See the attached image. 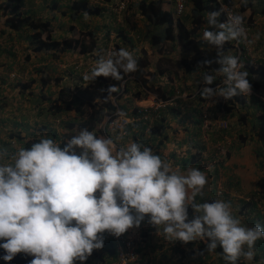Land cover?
<instances>
[{
	"label": "clouds",
	"instance_id": "clouds-1",
	"mask_svg": "<svg viewBox=\"0 0 264 264\" xmlns=\"http://www.w3.org/2000/svg\"><path fill=\"white\" fill-rule=\"evenodd\" d=\"M90 1L103 8L101 14L109 9L115 19L116 17L120 18L121 12L127 10L132 0ZM121 1H124L125 8L117 11V5ZM213 1L218 4L219 11L203 12L201 27L198 31L201 33L202 39L215 48L214 62L220 65L216 71L223 77L216 81L215 75L202 74L199 68L210 65L213 61L198 62V70L195 71L198 73L197 86L194 88H198L201 95L197 97V102L201 103L199 121L216 134H214L215 139L210 142L213 150L211 153H207V159H202L199 151H195L193 154L198 160L206 161L207 164L202 163L201 160L202 167L207 165L206 167L211 172L215 192L218 195H227L226 181L222 179L221 172H214V169L221 167L224 155L229 154V150L222 144L225 138L229 136L227 130L232 122L229 116L235 115V111L226 114L224 112V118L213 119V117L218 116L224 110L217 106V103L222 102L223 99L227 101L236 95L243 94L250 97L254 94L264 100L263 96L252 91L248 71L241 70L244 63L241 64L239 57L233 56L235 53L234 40L246 39L244 23L249 25V36L252 31L257 34L258 30L260 31L261 26L257 22V16L260 17L261 15L260 11L264 8V0L256 1H259L263 6L260 10L254 8L253 4L255 3L253 1L241 0L239 2L233 0V4H227L224 0ZM172 3V10L167 11L171 12L174 19L185 17L189 5L191 12L192 3L190 0L187 1L183 13L179 16L174 13V0ZM242 3L249 4V7L242 10ZM102 4H106L105 8ZM112 4L115 5L111 6ZM221 4L230 7L235 5L237 15H231L227 19ZM136 10L138 11L137 8ZM52 11L54 9L50 12ZM220 14L223 15V20L219 18ZM248 15L254 20L249 22L250 17ZM84 16L90 15L84 13L76 20L67 16V19L72 21V24L67 27L68 31L66 30V32L71 31L70 37L62 39L61 35L59 37L54 35L53 27H51L53 20L51 21L50 15L49 18L46 16L44 19L50 22L52 36L54 35L53 37L57 40L84 38L88 43L87 36H80L82 35L80 31L87 27L81 21ZM115 25L117 26V24ZM1 27L7 31H13L4 25V21ZM72 28L75 31H72ZM16 33H18V38H22L21 34L24 37V32ZM154 33H159V31ZM135 37L138 44L140 34ZM256 39H259V35ZM25 42L27 43V50L37 51L29 45L28 41L25 40ZM98 42L99 39L96 41V47L90 52L72 51L79 55V58L72 62L74 70L78 72L76 75L78 84L82 82L83 85H86L88 82H95L101 76L119 81L123 79L121 70L125 74L137 70V62L128 50L121 48L106 54V50L109 48L107 43L105 46L98 47ZM227 42H230L231 47L224 52V45ZM154 45H158V43ZM94 51L101 55L100 58L89 72L81 76V67L92 60H96ZM140 51L142 52V50ZM136 54L139 55L140 52H136ZM28 55L30 56L27 53L26 57ZM253 55L252 52L251 56ZM251 56L249 57L251 58ZM262 59L264 62V58ZM77 63L82 65L77 68ZM191 74L184 75L185 78H181L182 82L184 83L189 79ZM11 75L15 76L14 73ZM165 75L166 72L163 71L162 78ZM126 81L127 76L120 85L124 86L122 94L130 91L132 93L130 100L135 97L147 101L137 104L149 103L150 97L137 92L138 85L126 86ZM130 81L139 83V86H144L134 74ZM214 81L216 82L214 83ZM222 82V85L210 87ZM184 85L185 83L182 86H176V84L175 86H166L165 84L145 86L162 100L175 97L174 101L178 104L177 106L168 105L159 111V117L151 125V128L162 123L164 131L153 141L149 130L148 140L152 149L137 142L135 136L133 138L128 136L127 139L130 140V143L127 144L125 138V145L120 146L113 154V139L97 137L96 133L93 132L98 124L92 131L87 128L80 129L78 135L69 139L63 147L57 143L59 138L57 142L52 138H42L39 142L32 143L30 148H23L19 144L20 148L10 156L12 163H0V248L5 253L2 259L11 261L16 255H19L26 259V264H102L114 259L116 255L115 250L110 247L107 232L116 237L126 232L128 236L137 240L136 250L142 255V259L136 264H154L141 249L143 239L139 236H132L127 231L133 226L139 227L147 216L148 222L157 228L158 234L160 235L162 232L168 241L179 240L184 243L197 240L207 241L206 247L209 252L215 251L217 247L222 249V258L226 264H238L242 257L247 261L254 260L256 242L264 239V226L260 225L261 221L252 227L249 224L250 222L255 223V216L251 212L250 206L252 203H256L257 207L258 201H254L257 198L255 199L253 196L243 198L242 203L239 204L237 213L245 218L246 226H244L238 218L233 216L230 202L224 200L196 202L197 196L203 197V190L207 184V177L204 172L194 167L188 168L183 174L174 171L172 166L163 160L159 154L167 138L162 145H158V140L164 135L167 137L166 128L172 124V122L171 124L168 122L172 118L169 113H174L175 117L180 116L183 120L181 129L185 130L186 127L183 126L188 124L186 114L191 107L187 105L186 100L191 98L193 91L188 92ZM117 87L119 86L111 84L106 89L100 88L98 91L107 92L105 97L107 99L113 93H115L114 95L117 94L119 90ZM158 87L166 92V98L158 95ZM133 88L135 90H132ZM31 90H33L32 87ZM176 90L179 91L178 96L175 94ZM122 94H118L117 97ZM130 100L129 103L132 106ZM207 100L212 102L206 103ZM118 104L123 107L119 101ZM205 105H207L205 107L206 118L203 116ZM47 107L45 111L50 115H57L60 112L50 113ZM236 109L238 110L237 106ZM193 112L197 115L196 111ZM257 113L259 112L257 111L255 114ZM222 120L227 121L226 128L218 125V122ZM72 128L69 130L72 131ZM172 129L178 130L176 127ZM10 137L15 138L14 136ZM9 143L12 142L9 141ZM154 151L157 153L154 154ZM8 156V150L0 147V161ZM216 160L217 163H215ZM263 186L264 182H261L260 187L264 188ZM245 202L249 203L245 206ZM189 207L194 213L191 219H189ZM259 210L260 215L264 217V211ZM103 246L105 249L95 251V249H101ZM110 250L114 254H110Z\"/></svg>",
	"mask_w": 264,
	"mask_h": 264
},
{
	"label": "crops",
	"instance_id": "crops-1",
	"mask_svg": "<svg viewBox=\"0 0 264 264\" xmlns=\"http://www.w3.org/2000/svg\"><path fill=\"white\" fill-rule=\"evenodd\" d=\"M56 1H58L60 5L64 2L63 0H22V12L25 14L30 13L36 17H41L43 19L46 18V16L49 18V15L46 14H48L53 9L50 8V4L51 2H56ZM247 1H253L255 3L257 0H247ZM253 6L256 10H258L256 4H253ZM172 7H173L172 0H165V2H163L162 4V8L166 10H172ZM189 9H190V5H189ZM134 10L135 9H133V11ZM126 13L128 17L129 12L127 11ZM110 15L111 14L110 13L108 14L107 11L106 13H104V16L106 17L105 23L107 24L108 29L112 27V20H114V19L111 20L107 19L111 17ZM127 17L125 15L124 21L126 23V26H129L128 30L132 31L131 25H129L126 21ZM257 17H258L257 19L259 20L260 17L259 16ZM140 20H143V23H148L145 19H140ZM68 23L69 20L66 21L65 28L63 26H60L58 29L60 30L59 33L61 35V39L70 37V35L66 36V33L70 34L71 32V31L66 32V30L68 31L67 29ZM79 25L81 26V24ZM76 26L78 25L76 24ZM139 26L143 27L142 23H140ZM51 27H53V30L55 32V26L52 24ZM86 28L91 29V25ZM95 29H99V27L96 26ZM122 29H124L128 34V31L126 30L127 28H122ZM131 35H132L131 38L127 42L126 41L125 42L129 43V50H136V47L138 49V46L134 47L133 44L136 45L137 43L136 40L137 38L135 36H138V33L134 35V33L131 32ZM257 35H258L257 33L255 32L253 33L252 31L249 36L248 42L251 45L252 49L257 46V40H258L256 39ZM200 37L202 38V35H200ZM13 39L14 40L9 43L5 41L7 44H9V47H7L8 49L12 48L15 50V47L17 48V42L15 37H13ZM22 40L25 41L23 38L18 39L19 42H21ZM104 40L107 41L108 38L104 36L99 38L98 47H101L100 44ZM153 46L156 45H152L151 47ZM20 51L19 52L17 51V53L19 54ZM22 51L24 52L23 55L25 57L27 53H30L27 62L24 59L21 60V62H24L23 64L24 68L22 72L24 73L26 70L29 73L30 67H34L31 69L30 71L31 76H29L28 79L31 78L34 79L33 87H32L33 92L36 93L37 90V93L40 94L39 95L40 98L34 95V97L31 99H34L36 103L38 102V106L44 109L47 107L46 104L49 101L53 100V98H55L57 90L61 86L70 85L68 84V81L77 79L76 75L78 74V72L74 70L72 66V62L77 60L79 58V55H77V53H74L72 51L57 52L56 56L50 55L52 51L31 52L30 50H27L26 52L24 51V49H22ZM259 51H263L264 53L263 48H260ZM148 52L155 53V50L154 48L153 50L152 48H149ZM2 53H4V51ZM5 53H7L8 58L7 59L0 58V66L2 65L4 68L6 66H10V67L13 66L11 65V63L14 60L11 59L10 57L11 53L9 52V50H5ZM261 53L262 52H258L257 56H251V58L252 57L254 59L264 58V56H260ZM0 72H3V69L2 70L0 69ZM197 74H198L197 72L192 73L190 78L184 82L185 89L188 90V92L193 91L191 93V98L186 100L187 105L191 107L190 109H188V113L186 114V116L188 117L187 118L188 124L187 126H183L186 127L185 130L181 129L183 120L180 118V116L175 117L174 113L172 112L169 113V116H172V118H170L168 122L170 124L172 122L171 124L172 128L176 127L178 130L176 131V129H172L171 125H169V127L166 128L165 132L167 134L166 137L167 140L164 142L162 148L160 149L159 154L163 160H165L172 166L174 171H179L180 173L183 174L186 172L188 168L194 167L204 172L207 177V184L205 185V188L203 190L204 191L203 197L197 196L196 202L203 203L205 201L212 202L214 200H224L230 202L233 216L238 218L241 221L242 225L246 226L245 218L241 217L237 213L239 204L242 203L243 198L246 199L248 197L253 196L256 199V195L258 196L264 195V188L260 187L261 182H264V153L263 156L260 157V159L262 160L260 162L261 166L259 165L258 162L259 158H257L256 155V152L258 150H261L264 146V123L257 125V119L256 118L254 119L255 123H253L251 119V122L249 123H250V127L252 128V131L251 133L248 134L249 136H247V138L245 139L241 135L242 134L246 135V129H245L246 127L243 124H240L239 122L236 124H234L233 121L231 122V126L227 130V134L229 136L225 138L222 144L229 150V154L226 153L224 155V161H222L223 163L222 166L219 167L218 169L216 168L214 169V172L217 171L221 172L222 179L226 181L225 186L228 188V194L218 195L215 192V185L211 178V172L208 170V167H206L205 165H203L202 167V163H201L202 159H207L208 157L207 153L208 152L211 153V151L213 150L211 149L210 142H212L215 139L214 134L216 133L213 132L211 129H207V127H205V125H203L202 122L199 121L200 119L199 110L201 103L197 102V97L201 95L200 92H198V88L196 89L194 88L195 86H197L196 85ZM45 75H49L50 77L62 76L63 79L60 80L59 83L60 85L58 86L53 84L51 81H48V83L43 85L40 78L44 77ZM4 87L6 90L7 87L6 86ZM1 89H3V86H1ZM0 93H2V91H0ZM23 95H27V94H23ZM0 97H2L0 98V101L3 102L4 95ZM130 101L132 105H136L137 103L141 102L142 99H137L135 97H132ZM18 104H19L18 101L16 102L13 101V105L15 107ZM193 111H196L197 115L194 114ZM4 112H5L4 110L0 109V113H4ZM6 114L7 112H5L4 117L0 116V126L3 127L2 124H4L5 128L3 130H5L8 133H11L12 130L19 128L20 125L28 129V125L33 124L36 121V119L32 117L31 118L24 117L25 119H27L26 122L27 125L25 124L23 125V123H25L26 120L23 119L21 120V118H23L22 116H20L19 119L15 117L17 115L16 112H14L10 116ZM258 114L259 113H257L256 115ZM47 115H48V120L56 121V122L60 121V119L63 117L62 115H58V114L50 115L47 113ZM58 117L59 119H57ZM4 118L6 119L8 118L10 122L5 121L4 123H2ZM242 127H244V130H242ZM23 132H25L23 134L24 136H22L24 138L32 134L29 132V130H25V129L23 130ZM127 138L128 137H126V139ZM6 139L8 141H12V139L10 138H6ZM129 143L130 140L127 139V144ZM7 146H9V144H7ZM195 151H199L201 153L200 154L202 158L201 160H198L196 157L193 161H191L194 155L193 153ZM12 152L13 149L10 148L8 150V154H11ZM8 157L10 159V156ZM8 157H6L4 160H6ZM262 197L264 198V196ZM133 214L135 215V213ZM249 224L252 227L257 223L250 222ZM127 231L129 232L130 235L137 237L139 236L143 239L141 241V249L144 250L146 256L154 264H196L199 263L200 261V259L196 254V248L199 240L188 243H184L179 240L168 241L167 239L164 238L162 232L160 235L158 234L157 228L148 222V217H146L141 222L139 227L133 226L129 228ZM106 241H107V237H106ZM102 249H105L104 246L101 249H95V251Z\"/></svg>",
	"mask_w": 264,
	"mask_h": 264
},
{
	"label": "trees",
	"instance_id": "trees-1",
	"mask_svg": "<svg viewBox=\"0 0 264 264\" xmlns=\"http://www.w3.org/2000/svg\"><path fill=\"white\" fill-rule=\"evenodd\" d=\"M97 1L110 2L111 0ZM190 1L192 3V9L190 12V25L187 24L186 18L181 17L174 19L170 11L164 10L162 8L163 0H139L136 3L135 7L138 9L139 14L144 19L149 21L148 24L161 27L159 33L150 32L151 36L149 40L152 45L158 43L161 40H167L178 47V65L180 66L182 73L181 75H179L180 78L184 79L186 74L190 75L192 72L198 70V62L211 60L213 61L212 64L205 65L199 69L201 70L202 74L210 73L216 76V81L220 80L223 75L216 71L220 67L219 64L214 62L216 50L214 47L208 45L206 41L199 37L201 33L198 31L202 23V13L219 11V6L216 1L213 0ZM224 2L227 4H233V0H224ZM68 7V16L72 20L80 18V16L84 13L90 16L100 15L103 9L102 7H100V5L91 3L90 0H73ZM241 7L242 10H245L247 7H249V4L242 3ZM0 8L3 13L1 14L3 15L4 25L10 30L20 32V34L21 32H24L25 37H23V34H21L22 38L28 41L29 45L33 46L34 50L45 52L52 51L50 55L56 56L57 52L76 51L84 53L90 52L96 47V34L90 31L82 35L83 37L87 36L89 38L88 43H86L84 38H69L57 40L52 36L50 22L48 20L42 19L41 17H36L30 13L25 14L22 12V0H5L4 2L0 3ZM62 12L63 15H66L65 11ZM260 14L264 15V8L261 9ZM219 18L223 20V15L220 14ZM3 33H5V30L4 28H1L0 35H3ZM120 33H122V31ZM123 37L125 38L126 36ZM230 47V42L225 43L224 52H226V50H228ZM8 50L11 53L13 49L10 48ZM11 55L12 54H10V56ZM100 56V54H96L95 59L98 60ZM11 59L14 60L15 58L11 57ZM142 67L144 66L139 65L137 67L134 76L139 79V82L142 85L146 86L149 80L142 77V75L145 73V70L144 68L142 69ZM241 70L248 71V79L252 85V91L257 94H259L260 92L263 93L264 62L261 59H252L248 57L245 60L243 68H241ZM121 74L123 76V79L119 81L114 80L110 77L105 78L101 76L98 77L95 82H88L86 85H83L82 82H80L73 87H70L69 85L61 86L57 90V94L53 102L48 107L49 112L55 113L63 110L73 111L76 113V115L84 118V126L89 131H92L96 127V125L103 120L106 114L114 111L116 108L111 100V97L115 93H113L111 97L105 99V97L107 96V92L101 93L98 90L100 88L106 89L111 84L120 86L122 81L127 76V74L123 73L122 70ZM47 76L49 75H45L44 77L40 78L43 85L48 83V81H51L53 84L58 86L60 85V80L63 79L62 76ZM216 81H214V83ZM31 82H34L33 78H31L28 82H20V80L17 81V86L20 87V89H18L20 90L21 94L24 91L29 94L33 93V90H31L32 86H30ZM126 86L128 85L126 84ZM157 93L160 97H167L166 92L162 91L160 87L157 88ZM250 104L253 105L259 112V115L254 114L253 116L257 119V125L264 123V101L254 94L250 95V97L243 94L236 95L232 99L227 101L223 99L222 102L217 103V106H219V108L221 109H224L227 113H233L232 111L236 109V106L237 108H245L250 107ZM53 110L54 112H52ZM244 119V114H240L238 116V120H240V122ZM69 127L72 128L73 125L70 124ZM163 131L164 125L162 123L154 125L150 129V133L152 135L151 139L155 141L156 138L163 133ZM10 134H13V132H11ZM73 136L75 135L64 134L63 137L59 138L57 143L61 147H63L64 143H66ZM165 140L166 135L162 136V138L158 140V145H162ZM35 142L26 143L25 148H30L32 143ZM137 142L152 149V145L149 140H143L141 136ZM153 153L156 154L157 151H154ZM263 153L264 146L261 150H258L256 152L257 158H259L258 162L260 166V162L262 161L260 157L263 156ZM195 158L196 156L193 155L191 161H193ZM245 203L246 206L249 202ZM250 207L255 216L254 220H257V222L261 221L260 225L264 226V217L260 215L261 213L260 210L257 209L256 203H252ZM188 212L189 219H191L194 215L191 207H189ZM146 217L147 216H145V218ZM206 243L207 241H198L196 254L200 259L199 263L203 261L202 258L206 257L208 253H212L218 256L220 264H226V262L222 258V249L217 247L215 251L209 252L206 247ZM4 254V250L0 248V264H26V259L19 255H16L11 261H5L2 259ZM110 254H114V252L110 250ZM255 259H260L264 262V239L258 240L256 242ZM244 262H246V260H242L240 258L238 264H244Z\"/></svg>",
	"mask_w": 264,
	"mask_h": 264
},
{
	"label": "rangeland",
	"instance_id": "rangeland-1",
	"mask_svg": "<svg viewBox=\"0 0 264 264\" xmlns=\"http://www.w3.org/2000/svg\"><path fill=\"white\" fill-rule=\"evenodd\" d=\"M2 1L3 0H0V2H2ZM63 1L64 2L61 5L58 1H56L55 3L51 2L50 8H53L54 11L49 12L50 11L49 10L48 11L49 13L46 14V15H50L51 21L53 20V25L55 26V30H56V32H54V35L56 37L60 36V33H59L60 30H58L59 27L63 26L65 28L66 21L68 20L67 19L68 18L67 17L68 16V8H69L68 6L72 2L71 0H63ZM236 1L240 2L241 0H236ZM136 2H137L136 0H132L129 3L127 10L125 12H123V11L121 12L120 18L116 17L114 19L112 14L110 13L109 9H106L107 13L111 14L110 15L111 17H109L107 19L108 20L114 19V20H112V27L110 29L107 28V24L105 23L106 17L104 16L103 13L99 16H84L81 19V21L83 22V25L86 24L85 26H87V27H89L91 25V29L87 30L86 28L81 27V28H83L82 29L83 31H80V33L83 35V34L87 33L88 31H90V32L94 31L96 34L97 40L103 36L108 38L107 41L104 40V42H102L100 44L101 47H102V45L105 46V44L107 43V47L111 48L113 51H118L119 49L124 48V49L128 50L130 53H132L134 59L137 62V67L139 65L144 66V67H142V69L144 68L145 73L142 75V77L149 80V82L147 83L146 86H151V84H152V86H158L160 84H162V85L165 84L166 86H175V84H176V86H182V84H184V83L182 82V79L179 78V75H181V68L178 65V59H177L178 47L173 45L172 42L164 41V40L159 41L158 45L151 47L152 45L150 44V40H149V38L151 36L150 34L152 32L154 33V32L160 31L161 27L160 26L154 27L153 25L151 26L150 24H148L149 22L143 23V20H140L143 18H142V16L141 17L139 16L140 14L135 8ZM255 4L257 5V8H259L258 10H260L263 7L259 1L255 2ZM114 5L115 4H112L111 6H114ZM51 6H53V7H51ZM102 6H104V8H105L106 4H102ZM133 9H135V10L133 11ZM63 10L67 12L66 15H63V12H62ZM127 11L129 12L128 17H127V13H126ZM61 12H62V14H61ZM104 12H105V10H104ZM1 13H2V10L0 8V30H1V28H3V27H1L3 24V15H2L3 13L2 14ZM125 15L127 17V20H126L127 23L129 25H131V27H132V31L128 30L129 26H126V23L124 21ZM248 17H250L249 22L254 20V18H252L251 16L248 15ZM184 18H186L187 24H189L191 22L190 10L188 8L186 9V16ZM70 22L72 23V21L69 20V23L67 24L68 27L71 25ZM257 22H258V24L260 23V26H261L260 31L258 30L259 39L257 40V46L254 47L253 50H251L250 52L255 53V55H253V56H257L258 52H262L260 56H264L263 51H259L260 48H263V50H264V16L260 15V18ZM140 23H142L143 27L139 26ZM115 24H117L118 28ZM96 26L99 27V29H95ZM122 28H127L126 30L128 31V34ZM4 30H5V33H3V35H0V58H2V59L8 58L7 53H5V50H8L7 47H9V44H7L6 42L9 43V42L13 41L14 40L13 35H14L16 42H17V48L15 47V50H17L18 52L20 50L21 51L19 54L14 49H13L14 51L13 50L11 51L12 55L10 57L15 58L13 63H11V65H13L14 67L13 66H11V67L6 66L4 68L2 65L0 66V69L1 70L3 69V72H0V91H2V93H0V96L4 95L3 102L0 101V109L7 112L6 115H8V116L12 115L14 112H16L17 115L15 117H17L18 119L20 118V116H22L23 118H21V120L22 119L26 120L25 123H23V125L24 124L27 125L26 124L27 119H25V118H31L32 117V118H35L36 121L33 124H29L28 129H26V128H24V126L22 127V125H20L19 128H16L14 130L13 134H10V133L6 132L5 130H3L5 128V126H4V124H2L3 127L0 126V147L6 148L7 150H9L13 146H15L14 148H12L13 149L12 153H14L17 151V149L20 148L19 143L24 148L26 143L35 142V141L39 142L42 138H52L55 142H57V139L63 137L64 134L78 135L80 129L86 128L84 126V118L76 115V113L73 111L63 110V111H60L58 113V115L63 116L60 121H58V122L50 121V120H48V115H47V112L45 111V108L42 109V107L38 106V102L36 103V101H34V99H31L34 97V95H36L40 98V96H39L40 94L37 93V90H36V93L34 92L35 94L34 93L29 94L26 91L22 92V95L20 94V90H18V88L20 89V87L17 86V81L20 80V82L21 81H23V82L27 81L28 82L30 80V79H28V77L31 76L30 71L34 67H30L29 73L26 70L24 73L22 72V70L24 68V65H23L24 62H21V60L24 59L27 62L29 59V55H28V57H25L23 55L24 52L22 51V49H24V51L27 52V49H28L27 43L23 40L21 42L18 41V39H19L18 33L13 32V31H7L5 28H4ZM72 31H75V29L72 28ZM121 31H122V33H120ZM131 32L134 33V35L136 33L140 34V37L138 39L140 42V43L138 42L139 45L137 43H136V45L133 44L134 47L138 46V49L136 47V50H129V43H126L128 41V39L131 38V36H132ZM67 35H70V34L66 33V36ZM82 35H80V36H82ZM123 36H126V37L124 38ZM24 37H25V35H24ZM160 42H162V43H160ZM149 48H152V50L154 48L156 54L154 52L149 53L148 52ZM140 50H142V52ZM3 51H4V53H2ZM94 52L96 54H98L97 51H94ZM136 52H140V54L137 55ZM260 59H262V58H260ZM16 61H18V62H16ZM163 71L166 72V75L164 76V78H162ZM43 72H45V71H43ZM135 72L127 73L126 84L128 86H137V85L139 86V83H135V82L130 81L133 78V74ZM11 73H14L15 76L13 77L11 75ZM78 82L79 81L76 79V80L68 81V84H70V87H73L74 85L78 84ZM1 86H3V89H1ZM4 86L7 87L6 90H5ZM30 86L33 87V82H31ZM23 94H27V95H23ZM259 94H260V96H263V98H264V94H262L261 92ZM131 95H132V93L130 91H127L119 97V99H120L119 103L121 104V106H123L122 108H126L127 106L131 105L129 103ZM0 98H2V97H0ZM13 101L14 102L18 101L19 104L15 107L13 105ZM39 103H41V102H39ZM42 104H43V102H42ZM50 104L51 103L49 101L46 105L49 107ZM48 107H47V110H49ZM233 111H235V115H232L233 116L232 117L229 114L230 115L229 119L231 121H233L234 124L240 122V120H237V116H239L240 114H244V116H245V119L243 121H241L240 124H243L246 127L245 128L246 129V135H243V134L241 135L246 139L247 136H249L248 134L251 133V131H252V128L250 127L249 122H251V119H252V121H254L253 114H255L257 112V110L253 105L250 104V107L239 108L238 110L234 109ZM5 112L0 113V116L4 117ZM52 112H54V110ZM224 112H225V110H223L220 114H218V116L213 117V119L224 118L225 117ZM226 113L227 112H225V114ZM57 119H59V117ZM5 121L10 122V120H8V118L7 119L4 118L2 123H4ZM253 123H255V122H253ZM70 124L73 125L72 131H70L68 129V128H70L69 127ZM213 128H214V126H213ZM24 129L29 130V132L32 134H30L28 137H25V138L22 137V136H24L23 134L25 133V132H23ZM242 130H244V127H242ZM21 133H22V135H21ZM12 135L15 138L10 137ZM6 138L12 139V141H11L12 143H9V141ZM16 140H18L19 142ZM4 143L9 144V146H7V144H4ZM11 154H9V156H11ZM1 162L2 163H12V161H11V159H9V157L6 160L1 161ZM262 196H264V195H261V196L256 195L257 199L254 201H258L257 202V208L264 211V198ZM255 223H257V220H255ZM241 259L244 260L243 257ZM196 264H220V263H219L218 256L216 254H209L205 257V259H203L202 262L196 263ZM244 264H263V262L261 260L254 259L252 261L246 260V262H244Z\"/></svg>",
	"mask_w": 264,
	"mask_h": 264
},
{
	"label": "built area",
	"instance_id": "built-area-1",
	"mask_svg": "<svg viewBox=\"0 0 264 264\" xmlns=\"http://www.w3.org/2000/svg\"><path fill=\"white\" fill-rule=\"evenodd\" d=\"M188 0H174V13L175 15L179 16L183 13L186 3ZM221 1V0H217ZM221 7L226 14L228 19L231 15H237L235 8L236 6H227L221 4ZM125 8L124 1L119 2L117 5V11H120ZM246 39H238L234 40L235 46V53L233 56L239 57L240 63L243 64L245 60L251 56V45L248 42L249 39V25L244 23L243 24ZM113 52L111 48H107L106 54ZM97 60H92L87 65L82 66L80 69V74L83 76L84 73H87L91 70V68L95 65ZM82 64L77 63L76 67L79 68ZM224 80V79H223ZM222 83H217L214 86L222 85ZM119 90L116 95L111 97V100L116 107L114 111L106 114L103 120L98 123L96 129L93 130L96 133L97 137H105L111 138L114 141V151L118 150V148L122 145H125V138L131 136L132 138L135 136L137 140H139L140 136L143 140H148L149 138V130L151 125L154 121L159 117V111L161 108H164L168 105L170 106H177L176 102L174 101L175 97L168 98L167 100H162L156 96L155 93L151 92L145 86H137V92L145 94L147 97H150V101L147 104H136L132 106H127L126 108L120 107L118 104L119 97L118 94H122L124 92V86L117 87ZM132 90H135L134 88ZM176 95H179V91H175ZM216 99V98H215ZM211 103L212 101H206V103ZM207 105L204 106V108ZM203 116L206 118V108L204 109ZM218 125L222 128L227 127V121L222 120L218 122ZM131 126V127H130ZM202 163H206V161L202 160ZM217 163V160L215 161ZM207 166V165H206ZM220 192V190H219ZM98 195V193H97ZM107 232V231H106ZM108 238L110 240V247L113 248L116 252L115 258L110 259L107 262L102 264H136L139 260L142 259V255L137 252V240L133 237H130L125 232L119 237H116L109 232H107Z\"/></svg>",
	"mask_w": 264,
	"mask_h": 264
},
{
	"label": "bare ground",
	"instance_id": "bare-ground-1",
	"mask_svg": "<svg viewBox=\"0 0 264 264\" xmlns=\"http://www.w3.org/2000/svg\"><path fill=\"white\" fill-rule=\"evenodd\" d=\"M147 101H141V103H146Z\"/></svg>",
	"mask_w": 264,
	"mask_h": 264
}]
</instances>
